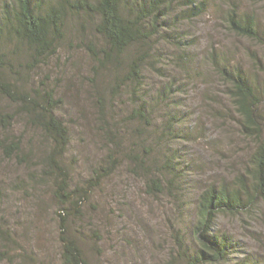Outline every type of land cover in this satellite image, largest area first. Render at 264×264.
<instances>
[{
  "label": "rangeland",
  "instance_id": "374dc122",
  "mask_svg": "<svg viewBox=\"0 0 264 264\" xmlns=\"http://www.w3.org/2000/svg\"><path fill=\"white\" fill-rule=\"evenodd\" d=\"M208 2V11L187 19L185 32L180 31L190 45L192 61L184 63L183 53L164 39L156 48L157 68L145 72V90L156 99L171 84L176 93L173 102L158 103L154 128L131 118L135 105L126 87L119 93L113 87L115 70L96 68L89 43L99 48L104 41L92 31L72 30L58 54L23 75L26 88L48 83L63 100L58 114L70 131L66 161L73 163L74 184L91 178L94 168L111 160V151L116 158L115 172L94 188L81 221L72 226L90 264H191L182 252L198 247L192 228L199 195L211 184L247 173L253 165L256 140L245 132L230 84L210 56L227 53L234 64L264 82V40L237 35L226 20L233 8L251 12L264 39V0ZM24 51L14 54L20 63L28 62ZM175 100H181L182 108L174 106ZM0 101V108L8 112L17 109L6 98ZM165 103L173 104L170 112L186 109L188 115L175 121V132L163 139ZM12 132L32 156L22 162L0 151V264H54L61 252L58 204L51 185H35L29 179L30 173H41V158L51 142L23 116L16 119ZM172 150L185 171L184 187L176 196L173 190L150 193V178L159 176L160 160ZM215 229L232 236L242 250L228 263L217 264H241L245 258L264 264L263 199L251 211L219 214ZM183 239L184 249L178 244Z\"/></svg>",
  "mask_w": 264,
  "mask_h": 264
},
{
  "label": "trees",
  "instance_id": "16d2710c",
  "mask_svg": "<svg viewBox=\"0 0 264 264\" xmlns=\"http://www.w3.org/2000/svg\"><path fill=\"white\" fill-rule=\"evenodd\" d=\"M209 6L208 0H5L2 3L0 100L8 99L17 109L8 112L6 108H0V151L22 162L31 159L32 151L25 153L22 140L12 132L14 122L20 116L27 125L42 131L51 142L41 158V173H30L29 179L35 185H51L58 204L61 252L60 261L54 264H90L72 226L75 221H81L83 207L90 200L92 191L115 172L117 162L111 151V160L94 168L91 178L74 184L73 163L70 165L66 161L70 131L58 114L63 100L48 83L26 88L28 80L24 79V73L58 54L72 30H81L84 34L92 31L104 41L99 48L89 43L96 68L115 70L116 86L113 87L118 93L126 87L135 105L131 118L154 128L158 103L173 102L176 94L172 84L164 87L157 99L145 90L147 68L156 69L159 64L157 45L161 40H169L183 53V62L190 63V45L182 39L184 35L180 31H184L187 19L204 15ZM226 20L229 29L237 35L264 40L253 13L233 8ZM21 49L25 50L28 62L20 63L14 57ZM158 55L162 54L159 52ZM210 59L216 71L230 84V97L242 118L245 132L256 140V149L250 161L253 165L250 164L247 173L211 184L199 195L197 222L192 228L198 247L182 252L191 264L228 263L233 253H242L232 236L215 229L216 218L221 213L251 211L264 200V82L248 73L242 65L234 64L227 53L213 52ZM175 101L178 102L174 106L182 108L181 100ZM172 105L165 103L167 119L161 126L165 127L161 130L163 139L175 132V121L188 115L186 109L170 112ZM172 151L160 160L159 176L150 178L147 184L150 193L173 190L176 196L178 189L184 187L185 171L179 166L177 151ZM178 244L184 249L185 239ZM3 256L4 253H0V262ZM247 261L245 258L241 264H255Z\"/></svg>",
  "mask_w": 264,
  "mask_h": 264
}]
</instances>
